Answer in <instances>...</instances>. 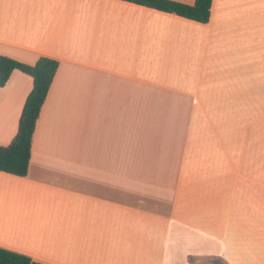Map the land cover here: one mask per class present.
Returning <instances> with one entry per match:
<instances>
[{
	"label": "crops",
	"instance_id": "0c3cea01",
	"mask_svg": "<svg viewBox=\"0 0 264 264\" xmlns=\"http://www.w3.org/2000/svg\"><path fill=\"white\" fill-rule=\"evenodd\" d=\"M0 56L58 62L27 175L0 172V248L264 264V0H212L205 24L122 0H0ZM31 89L18 71L0 88V147Z\"/></svg>",
	"mask_w": 264,
	"mask_h": 264
},
{
	"label": "trees",
	"instance_id": "16d2710c",
	"mask_svg": "<svg viewBox=\"0 0 264 264\" xmlns=\"http://www.w3.org/2000/svg\"><path fill=\"white\" fill-rule=\"evenodd\" d=\"M161 12L205 24L209 20L212 0H195L192 6L169 0H122ZM58 62L48 57H40L32 66L0 56V88L8 82L14 71L32 79V89L25 99L18 133L7 147H0V172L16 177H25L31 154V142L36 121L46 99ZM0 264H41L25 255L0 248Z\"/></svg>",
	"mask_w": 264,
	"mask_h": 264
}]
</instances>
